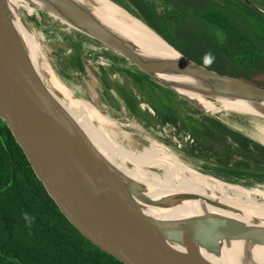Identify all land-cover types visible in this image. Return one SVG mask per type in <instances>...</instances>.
<instances>
[{
	"label": "water",
	"instance_id": "obj_1",
	"mask_svg": "<svg viewBox=\"0 0 264 264\" xmlns=\"http://www.w3.org/2000/svg\"><path fill=\"white\" fill-rule=\"evenodd\" d=\"M34 1L15 0L13 3V0H0V119L11 130L35 175L73 227L123 264H214L206 256L218 258L222 255L223 245L232 243L243 245V251H236L239 255L233 256L235 264H264V254H260L264 248V217L252 216L244 210L193 193H175L157 200L149 198L147 188L104 157L58 103L74 104L83 109L90 104L94 109L89 113L93 124L106 122L114 125L100 114L91 99L89 102L77 97H85L84 91L75 94L73 86L67 82L73 81L72 76L81 79L84 66L88 74L93 70L91 75L97 84L94 93L101 107L107 104V109L117 111V106L123 105L122 113L132 117L140 126L151 129L132 113L106 69H89L93 65L101 69L108 65L110 70L126 74L147 102L152 100L144 90V81L158 87L159 94L167 96L179 108L185 107V111L194 116L213 119L264 147L261 137H254L258 133L256 129L245 131L249 126L235 119L239 116L255 117L264 121V89L190 60L119 1L108 0L144 24L169 50H163L160 42L156 44L159 48L152 46L144 36H131L112 22L113 27L102 23L94 14L92 0H36L43 8ZM241 1L264 18L262 8L250 0ZM12 6H16L15 11ZM29 8L59 22L67 28V35L73 34L72 39L69 36L72 43L67 42L66 48L76 46L85 53L86 59L83 60L78 49L79 58H75L81 72L76 71L72 61L66 65L63 62L66 70L68 66L73 69L70 73L67 70L69 76L65 69L60 70L56 63L51 67L47 57L43 58L41 54L40 59L35 53V35L27 19L33 13H26ZM16 16L25 27L22 34L15 27ZM121 33L125 34L124 38ZM171 51L175 53L173 56L169 55ZM61 52L59 54L64 56ZM123 86L126 91L132 89L131 84L124 83ZM133 93L137 100H141ZM197 98L204 99L218 110L208 112ZM222 100L249 103L257 115L230 112L222 108ZM181 152L185 156L182 159L192 164L195 172L223 185L247 190L255 188L253 186L264 187V177H236L214 162ZM198 161L205 167L212 166L204 171L206 169L196 167ZM247 179L253 180V186L243 181ZM186 202H200L224 212V215L207 213L158 220L143 211L144 207L168 210ZM246 216V220L240 219Z\"/></svg>",
	"mask_w": 264,
	"mask_h": 264
},
{
	"label": "trees",
	"instance_id": "obj_2",
	"mask_svg": "<svg viewBox=\"0 0 264 264\" xmlns=\"http://www.w3.org/2000/svg\"><path fill=\"white\" fill-rule=\"evenodd\" d=\"M151 1L166 6L164 13H158L148 0L121 4L190 60L264 88L255 79L264 74V18L244 2ZM250 1L264 10V0ZM143 86L151 103L121 90L132 113L139 118L138 105L146 104L161 126L188 135L193 144L182 148L187 156L213 161L236 177H264L263 146L213 119L181 112L154 84L144 81ZM0 264H123L84 238L61 213L1 119Z\"/></svg>",
	"mask_w": 264,
	"mask_h": 264
},
{
	"label": "bare ground",
	"instance_id": "obj_3",
	"mask_svg": "<svg viewBox=\"0 0 264 264\" xmlns=\"http://www.w3.org/2000/svg\"><path fill=\"white\" fill-rule=\"evenodd\" d=\"M14 1L15 0H13V3H15ZM92 1L95 5L94 14L100 18L102 23L106 22L112 26L110 23L112 22L118 26V28H121L120 30L131 33V36L142 38L144 36V39L148 40L152 46H156V44L160 42L163 50H169V48L157 38V35H154V33H152L144 24L132 18L122 8L109 2L108 0ZM34 3L43 8L39 1L35 0ZM12 8L14 11L16 10V6H12ZM26 13H32L30 8L27 9ZM14 24L20 34L25 32V27L18 19V16L14 18ZM121 34L124 38L125 34ZM156 47L159 48V46ZM174 54L175 53L172 51L169 52L170 56H173ZM197 100L205 107L206 110H208V112H215L218 110L214 105L204 101L202 98H197ZM58 103L62 107L61 109L64 113L81 129L90 142L104 157H106L116 167L118 166L119 168H117L131 179L141 183L147 188L146 195L149 198L157 200L166 195L175 193H193L244 210L248 212V214H252V216L264 217V187L247 190L239 186L223 185L215 180L200 175L197 171L195 172L191 166L192 164L187 163L181 156L154 140H147L148 143L146 148H142L140 151L144 157L142 155L140 156L139 153L136 155L137 157H140V159H144V162L138 159H133L131 157V153L128 152L124 154V152L115 149L104 139L100 131L94 127L92 118H90L89 115L91 109H94L90 104L87 103V109H83L74 104L68 106L61 101H58ZM221 103L222 108L229 110L230 112L241 115L251 113L257 115L249 103L224 100H222ZM102 108L107 109V104H105ZM109 121L111 124L114 123L110 119ZM129 127L131 129H141L134 124ZM245 131L250 132L249 129ZM256 131L258 133H255L257 135H254V137H261L260 141L264 143V127H256ZM135 136L138 137L139 134H136ZM141 138H143V136H141ZM122 139L126 143V140L130 141V136L125 134L122 136ZM118 163H120V165H117ZM143 209L146 215L158 220H176L189 216L196 217L207 213L224 215V212L205 206L200 202H186L168 210H160L151 207H144ZM247 218L248 216L240 219L246 220ZM236 251H243V245L238 243L224 244L222 248V255L220 257H206L214 264H232V262L235 264L233 256L239 255ZM261 253L264 254V248L261 249L260 254ZM262 261H264V257Z\"/></svg>",
	"mask_w": 264,
	"mask_h": 264
},
{
	"label": "rangeland",
	"instance_id": "obj_4",
	"mask_svg": "<svg viewBox=\"0 0 264 264\" xmlns=\"http://www.w3.org/2000/svg\"><path fill=\"white\" fill-rule=\"evenodd\" d=\"M118 1L120 3L126 4L124 2V0H118ZM156 6H158V9H160L159 3H156ZM32 13H33L32 16L27 18V19H28L29 24L33 30L34 35H35V41H34L35 53H37L38 56H40V59H41V54H42L43 58L47 57V59L49 60V62L51 64V67L53 66L54 63H56L57 67L60 68V70L62 68L64 70L65 68L63 67V65L64 64L66 65L69 63V61H72V63L77 66V67L73 66L76 69V71L81 72V68L78 66V63L76 62V59H75L76 57L79 58L78 54H79V51H81V48H78L79 51H78L76 46L75 47L70 46V47L66 48V46L69 45L68 43L71 42V40L69 39V36L71 37L73 34L67 35V28L66 27L62 26L59 22L47 17L46 15H43V14L38 13L36 11H34ZM71 39H72V37H71ZM65 42L66 43L68 42V43L66 44ZM83 43L90 46L89 42L86 40ZM94 47H99V46L94 45ZM60 51H62L61 53L64 56L59 54ZM80 56L83 59L85 57V53L81 51ZM85 59H86V57H85ZM87 59L89 60L88 56H87ZM62 63H63V65H62ZM42 67H43V65H42ZM109 68L110 67H108V65L103 66L102 69L95 67L93 65L89 69L101 70V71H103V69H106V71H108V74H109L111 80L114 81L115 84H117V85L119 84V82H117V81H121L123 84L127 83L128 86L131 84L132 89L127 91L129 96L131 95V93L134 94L133 92H135L136 95H139L137 97H139L140 99L142 98L141 95L139 94V92L136 91L135 87L132 86V82L127 78L128 76L126 74L124 75V73H117L115 70L113 71V70H110ZM64 71H66V73L68 74V71L66 69ZM92 71H91V73H92ZM82 72H83L82 76L84 77V80H83V77L82 78L80 77L81 79H79V77L77 78V77H74L71 75L73 81L69 80L67 82L73 86L72 90L75 91V94H77V93L83 94V91L86 93L85 97H87V98L82 97L81 95L80 96L77 95V97L79 99L82 98L85 101H89V102L91 99V101H92L91 103L100 112V114H102L103 116L109 118L111 121L114 122V125H110L109 123H106V122H102V123L96 122V124H94V125H95L96 129L100 131V133L102 134L104 139L109 144H111L115 149H117L118 151L120 150V151L124 152V154L129 152V153H131V157L133 159H138V160L144 162V159H142V158L140 159V157H137L136 155L139 153L140 156L142 155L144 157V155L142 153H140V151L142 150V148H146V145L148 143L147 140H154V141H157L158 143L163 144V146L165 145L169 150H171L172 152H175L179 156H181L183 158L185 157L183 155V153L181 152V150L185 146L186 143H189L188 135L176 134V128H172V126H161L160 123L158 122V120L156 118H154L155 112L152 111L146 104L141 105L143 108H141L142 110L139 111L138 114H139V118L144 120V122H147V123L150 122L152 124L153 127L151 129H147V128L140 126V124H138L132 117L127 116L126 114L122 113V109L125 107L123 105H121V106L118 105L117 111H115L114 109H111L112 110L111 111L109 109L102 108L101 104L99 103V100L96 99V95L94 93V88L95 89L97 88V84L94 82V78H92L91 73H89V74L87 73L84 66H83ZM84 73H86V74L84 75ZM68 75L70 76V74H68ZM87 75H88V77H87ZM255 79L259 83L260 82L264 83V74L257 75ZM84 84H86V87L84 86ZM260 88H262V87H260ZM262 89H264V88H262ZM147 103H149V102H147ZM179 109L181 112L184 113L186 108L180 107ZM142 111H144V112H142ZM147 113L150 116H148ZM187 114H189V113L187 112ZM235 119H237V121L239 123H241L242 125L245 124L246 126H249V128L247 127L249 130L250 129L255 130L256 129L255 127L258 128V127L264 126V121L260 120L259 118H255V117L252 118V117H240L239 116V117H235ZM133 124L140 127L141 129L140 130L131 129L129 126H131ZM122 126H124V127L126 126L125 127L126 129H123ZM127 126H128V128H127ZM124 131H125V133H124ZM123 134H129L128 136H130V141L126 140V143H125L122 139ZM136 134H139V136L136 137L135 136ZM140 135L143 136V138H141ZM131 138H132V141H131ZM190 160H192V159H190ZM196 163H197L196 167H199L200 169H206V168L209 169V167L212 166L211 164H209V166L205 167L203 162H200V161H198ZM212 163H213V161H212ZM243 181L245 183L246 182L251 183V186H253V184H252L253 180L252 179H247V180H243ZM253 187L257 188L258 186H253Z\"/></svg>",
	"mask_w": 264,
	"mask_h": 264
},
{
	"label": "flooded vegetation",
	"instance_id": "obj_5",
	"mask_svg": "<svg viewBox=\"0 0 264 264\" xmlns=\"http://www.w3.org/2000/svg\"><path fill=\"white\" fill-rule=\"evenodd\" d=\"M148 1H149V3L152 4L151 6L155 7V9H156V11H157L158 13H160V14H163V13H164V10H165L166 6L163 7V6L161 5V6H159L160 9H158V6H156V3H158V2H154V1H151V0H148ZM159 4H160V3H159ZM187 141H188V140H187ZM187 141H186V142H187ZM186 144H189V145L193 144V140L189 137V143H186Z\"/></svg>",
	"mask_w": 264,
	"mask_h": 264
},
{
	"label": "crops",
	"instance_id": "obj_6",
	"mask_svg": "<svg viewBox=\"0 0 264 264\" xmlns=\"http://www.w3.org/2000/svg\"><path fill=\"white\" fill-rule=\"evenodd\" d=\"M160 6H161V4H160ZM67 70H68L69 72H73L72 67H69V66H68ZM116 89H117L120 93H121V90L127 92V91H126V88L123 86V83H122V82H120L118 85L116 84ZM121 95L124 96V93L122 92ZM133 95H134V94H133ZM133 95H132V93H131V96H132V97H133ZM139 105H140V104H139ZM139 105H138V109H140V108H139ZM140 111H141V109H140ZM142 112H144V111H142Z\"/></svg>",
	"mask_w": 264,
	"mask_h": 264
},
{
	"label": "built area",
	"instance_id": "obj_7",
	"mask_svg": "<svg viewBox=\"0 0 264 264\" xmlns=\"http://www.w3.org/2000/svg\"><path fill=\"white\" fill-rule=\"evenodd\" d=\"M175 130V129H174ZM188 140H189V136H188Z\"/></svg>",
	"mask_w": 264,
	"mask_h": 264
}]
</instances>
